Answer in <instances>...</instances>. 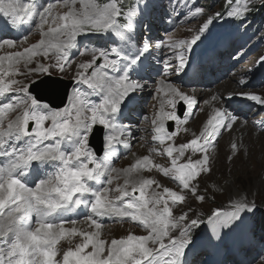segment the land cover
Wrapping results in <instances>:
<instances>
[{
	"label": "snow or ice",
	"instance_id": "snow-or-ice-1",
	"mask_svg": "<svg viewBox=\"0 0 264 264\" xmlns=\"http://www.w3.org/2000/svg\"><path fill=\"white\" fill-rule=\"evenodd\" d=\"M67 3V0H66ZM83 4V11L76 13L70 11L59 18H53L47 31L45 26L49 25V17L52 16V9L55 4L49 3L37 14L40 17L38 28L43 37L56 38L60 35L68 37L67 42L53 43L52 39H41L38 43L26 47L22 52L12 51L5 56H0V97L10 90H17L13 85L18 84L16 80L10 83L6 82L4 77L11 76L13 73L4 68L5 62L8 63L9 69L13 62L19 64L24 60L25 64L32 62L36 56L47 57L51 49L56 52L55 66L59 70L64 71L65 66L69 63L68 52L66 49L75 47V38L77 34L85 30L91 32H106L113 30L119 34L118 17L122 15L121 7L118 0H110L109 3L99 6L95 3ZM229 9L227 15L233 18H242L248 11V8L236 6L231 7L233 0H227ZM28 5L22 7L15 2L7 5H0V13L5 15L12 14L13 22L20 19L19 11H27ZM204 13V9L197 8L192 13L195 16ZM134 13L129 11V18ZM59 19V23L57 22ZM211 23V18L205 22L198 30L197 34L193 35L190 40H182L179 43H173V48H184L191 51L194 45L201 39V35L206 32ZM131 28V24L126 25ZM15 49L16 43L13 40H3L0 42V49ZM149 50V45L145 44L141 54ZM116 57L120 56V51L116 48L111 50ZM176 59L179 61L178 71H183L186 64V53L181 52ZM264 61V57L261 58ZM102 61L101 63H97ZM117 59H110L109 53L103 50H95L92 53V60L88 63L80 65L83 70L78 73L82 83L87 84L90 88L104 86V81L107 73L103 69L113 68L117 65ZM134 59L132 63H135ZM89 69H93L89 79L85 73ZM32 72L46 73L49 71V66L39 64L36 68L31 69ZM246 85V81H241ZM143 86L137 81L129 79L127 73L119 76L115 80L109 79L107 82V94L103 102L95 105H85L83 100H80L77 95L79 105L73 104L70 108L60 110H52L50 106L41 105L29 93V89L25 85H19L18 91L25 97L24 103L27 109L23 112L22 117H18L14 122L7 124L4 131H0V156H9L11 160L6 168H0V218L3 222L0 223V236L8 237L12 233L14 239L8 243L7 247L0 246V264H181V257L184 256L185 248L190 243L191 227L186 223L188 220L187 213L173 218L172 208L169 207V200L175 204L184 202L185 196L177 191L164 188L163 192L167 199L163 196L155 199H148L145 195V189L155 183L153 180H145L139 189L133 188V191H139L140 195L135 201H130L126 209L121 210L114 206L113 202L108 199V188L102 191L92 190L82 182L83 177L93 179V173L101 169V165L96 163L95 169H89L87 163L80 162L74 167V161H81V157H86L90 162L95 163V154L88 147V135L93 131L94 126L99 124L110 129V134L107 137L109 146L116 140L115 135L118 126L109 119L107 114H115L119 111L121 102L129 95V93L141 89ZM168 90L173 94V99L167 101L173 109L177 107L178 98L188 108L196 104V100L182 93L179 89L168 85ZM163 90V89H161ZM167 95V93H165ZM246 98L255 101L260 105H264V97L253 93H242ZM16 107L13 103L4 105L0 112L14 110ZM85 111L90 112V117ZM73 112L75 117L73 118ZM189 116L177 115L176 111L165 112L163 107L160 110L159 128L160 133L156 139L163 142L165 138L171 139L176 133H168L164 131V121L171 120L176 122L177 127L187 122ZM51 121L52 126L45 128L46 121ZM35 122V128L29 131V122ZM236 121L235 116H230L226 111L216 109L211 118L207 120V124L199 137L193 138L189 143H185L174 149L172 146L166 148L167 156L172 157L171 168H161L160 165H155L165 176L174 175L175 179L180 182L182 187L190 190L196 195L199 200H204L203 195L197 194V187L192 182L196 180L201 173L210 171L208 147L211 141L208 139L213 135H219L220 130H231ZM3 126V121L0 120V127ZM83 129V135L80 136L78 144L74 147L71 155H65L60 151L61 141L57 140L56 145H48L40 147L45 141L57 136L63 137L68 133L76 134L77 130ZM121 135H124L121 132ZM31 136L32 139L24 149L11 147L9 151L5 145L9 138L14 137L16 141H20L24 137ZM125 143L126 141H120ZM233 151L237 150L235 143L231 144ZM186 150H191L195 153L201 152L202 158L193 161L189 156L187 162L178 163V158L173 156L174 151L178 152L179 157H183ZM62 161L63 167L58 172L53 173L48 179L41 180L35 187L27 186L19 178L23 175L22 170H27L32 161ZM145 162L150 163L148 158ZM115 171V169H113ZM111 183V181H109ZM127 183V181L125 182ZM122 193V196H129L130 193L121 188L117 189ZM92 192L95 197L91 203V212L98 216H108L116 214L118 216H130L133 221H140L143 226L148 229V235L138 236L129 234L123 239H113L110 244L99 238L101 223L89 217L91 224L96 231L78 232L75 227L66 229L64 223H54L51 217L55 213L62 210L70 209V206L79 207L82 203L87 204L77 194ZM55 193V196H53ZM74 197H77L74 199ZM163 203L162 209H157L155 205ZM153 204V207H149ZM234 211L229 213H221L216 211L213 216L209 217V223L218 225H227L239 219V213L245 210H251L254 205L250 202L236 203ZM133 210V211H128ZM146 210V211H144ZM37 216L36 227L30 228L22 225H31L32 214ZM72 221V224H75ZM200 223L197 219L190 221L191 226H196ZM179 229L176 236L171 235L173 229ZM69 235L81 236L82 242L74 249L69 248L63 252L62 259L57 260L58 252L55 248L57 242L64 237L65 233ZM167 238V243H165ZM7 243V239H6ZM149 244L154 247H150Z\"/></svg>",
	"mask_w": 264,
	"mask_h": 264
},
{
	"label": "rangeland",
	"instance_id": "rangeland-1",
	"mask_svg": "<svg viewBox=\"0 0 264 264\" xmlns=\"http://www.w3.org/2000/svg\"><path fill=\"white\" fill-rule=\"evenodd\" d=\"M84 2L95 3L99 6L104 5L100 4L98 0H84ZM109 2L110 0H108L106 3ZM203 2L202 4L204 9L210 10L208 7H211V3H208L206 0H203ZM181 4L182 0H145V3L143 5H138V3L136 2L129 10L132 11L134 14L130 18L128 16L126 23V25L131 24V28L126 27V25L121 26L119 24L121 26L119 28V34H117V32L113 30H109L106 32H91L85 30L84 32L77 34L75 39V47L66 49L68 52L69 63L65 66L64 71L59 70V68L55 66V49L52 51L50 50V54L47 57H34L32 62L29 64H25L24 60H21L19 64L13 62L10 69L8 63L5 62L4 68L6 70H10L13 73L11 76L4 77L5 81L10 83L12 80H16L18 82V84L13 85V88L17 89L15 91L17 92L16 99L18 100V104L16 105L14 110L7 111L0 115L3 121V126L0 127V131H4L7 128L8 123L14 122L18 117H22L23 112L27 109V105L23 102L25 97L22 93L18 91L19 85H25L28 88L32 87L33 85H37V87L42 89L43 92L50 93H53L55 88L58 89V87H56V84L55 87H53V85L50 84V81H46V76H51L54 78L59 77L67 81L71 80L74 82V92L72 94L74 102H70L69 98L65 109L70 108L74 103L79 105L77 95H79L80 100H83L85 102V105H95L102 103L106 94L101 93V95H91V90L89 89L90 87L88 86V88L86 84H83L78 76V73L83 71L80 68V65L90 62L92 60V53L93 51H95V49L91 48L90 50L84 52L86 50L85 42L88 40H99L100 43L96 46V48L98 50L108 52L109 58L114 59L115 54L112 53L111 50L115 48V42L117 44L116 49L118 50L120 46H125L124 43L126 42V40L132 37L133 34H135L136 27L138 28L137 36L141 35V41L139 43L136 42V45L140 47V45L144 46L145 44H148V51L150 52V50L155 48V51L153 52L157 55V57L153 59L154 64H156V70L150 75V79H148L147 82L143 84L145 88V93L143 95L140 94V96L138 97V99L142 98L144 100V102L142 101L143 107L140 110H137L145 116H153L154 118L160 116L161 107H163L165 112L172 111V106L168 104L167 101L169 99L174 98L173 94L169 90L162 87L165 84H171L174 88L179 89L177 86L178 81L175 80L176 75L179 74L176 66L177 53L171 54L167 52L165 47L166 38L168 46L174 52H179L183 48H173L171 47V45L173 43H179L180 41L185 40L184 38H186V40H190L193 35L197 34L198 30L202 27L205 22H207L209 18H211L209 28L206 32L201 35V39L197 42V44L193 46L194 50L196 48L202 49L206 44L211 42L213 36L222 33L220 30V28L222 27V22L211 17L209 12L205 13L200 17H195L194 15V18H196V20L193 23L182 25V22H184L183 18L185 16L181 17L177 15L179 12L185 13L184 9H181L180 7ZM58 7H61L63 15L70 11L80 13L84 10L81 0H69L67 1V3L66 1H62L61 5ZM148 8L155 9L157 15L155 16V19H153V12L149 15H146L148 18V22L146 21L147 25H149V22L153 23V20L159 22L161 25H174L178 21V30L174 34H170L168 37H166L168 33L163 32L164 30H158V36L150 37V35L155 32L151 29L146 30V24L142 26L140 17L138 15L140 14V12H144L145 14H147ZM50 20V22H52V18H50ZM263 33L264 31L261 32V34ZM62 36L63 35H60L58 36L59 38L51 39L52 41L54 40V42H62V38H60ZM49 38L50 37H43L38 27L34 28L27 37L21 40H13L17 44V50H8L7 48H4L3 50L0 49V56H5L12 51L22 52L24 48L31 47V45L38 43L41 39ZM262 38L264 41V36H262ZM67 39L68 37H66L64 42H67ZM110 42L114 43L113 45H111V47ZM87 44H89V42ZM103 45L104 48H101V46ZM76 47L78 48L77 50H75ZM139 47H136L135 44L132 42L129 47L125 46V50L127 51V53H129L130 51L136 50ZM262 57H264V51L262 53L257 51L253 54H249L247 49H243L242 47H236L235 53L232 57L233 61L231 62V65H236V69H238V71L235 69L234 73H231L230 71L234 69H231L230 71L225 70V72L221 73L222 75L226 76L224 79L222 78L221 80H219L220 78L218 77H208L206 81L212 80L214 82L216 79H218L221 83H223L228 76H232L233 80L231 82V86L234 85V87L232 86V88H234L233 90L237 92H233V94L228 95H226L224 91H221L222 95L218 93L217 95L220 96V101H223L224 103H226L227 96H240L242 93H253L264 97V72L262 70V65L264 61L261 60ZM163 58L166 60L165 62H163ZM39 64L49 66V71L46 72L49 73L48 75L45 73H34L31 71V69L36 68ZM108 69L115 71V69L113 68ZM89 70L87 73H85V75H87L89 79L93 80L91 76L93 69ZM104 70L106 69H103L102 71ZM242 80L246 81V85L241 83ZM42 82L43 85L40 84ZM202 82H205V79H203ZM215 87L216 86L209 87L204 84H197L189 89L179 90L182 93L194 98L202 90L215 91ZM228 88H226L225 90H227ZM74 89H78V93L75 92ZM80 89H82V91H80ZM195 90L200 91H196V93L194 94ZM165 93H167V95ZM94 98H96V101L94 100ZM175 99L177 100V102L180 101L178 98ZM154 102L156 103L154 104ZM196 103L199 104L196 105L197 107L194 108V113L191 119L186 122L187 124L185 123L179 126L178 135L174 140L173 144H171L174 149L179 148V146L182 144L189 143L193 138L199 137L200 135L198 134L202 133V130H204L206 126V119H209L212 116L209 114L206 108V101L203 102V110L207 112L208 118L205 114H203V110L201 109V98L199 99V101H196ZM63 110L64 109L60 111L63 112ZM255 113H258V115L261 116L260 118H258V120L262 123L257 125L259 126L258 128L247 127L243 124H240V122H244V120H241L240 116H236L235 124L238 123V129L245 130V128H248L247 133L250 134L247 135L246 138L244 137L242 140H238L235 143L237 145L236 151H233L230 145H226V136L231 132V130H225L222 135L220 134L216 141H214V143L208 147V167L210 168V171L201 173L200 176L192 182L197 187V194L204 196V200L202 201L197 199L196 195L192 194L190 190L184 189L180 183L173 182L171 178L174 175L170 174L168 176H165L164 173L160 171V169L155 167V165H160L161 168H171L172 157L165 156L167 155L166 150H163L161 153L157 151H150L149 147L146 146V143L141 141L145 133L143 131L141 132V129L143 128L142 122H138L137 127L139 128L138 132L140 131V134L135 136V138L133 139V145L135 147L134 150L131 149L127 156L122 158L114 166L115 171H113L112 175H110L108 180L106 179V188L109 189L108 199L111 200L115 206V192L118 191L117 189L123 188L129 191V193L131 194V192H133V188L139 189V187L143 184L145 180H153L155 181V183L147 187L149 189L148 198L155 199L161 196L164 197V188H169L170 190L177 191L178 193L184 195V202H178V206L175 207L171 206L173 218L179 217L187 213L188 220L186 221V223L190 225V221L192 219H197L200 221V223H198L196 226L200 225L202 221H205V218H207V216L213 215L216 211H224L222 209L227 208L233 209V206L236 203L232 202L240 198L243 199V202H250V205H264V141L261 140L262 137H264V105L256 106L254 109H252L248 114V118L246 119H256V116L254 115ZM84 114L90 117V112L85 111ZM74 117L75 112H73V118ZM51 125V121L49 120L45 122L44 127L50 128ZM97 125L102 126L99 124ZM102 127L104 128V137V135H106L107 128L104 126ZM148 127L150 130V126ZM83 131V129H80L77 130V133L73 135L72 133H68L63 137L45 140L40 145V147L54 145L56 144L57 140H63L65 143L67 142V144L70 145L65 146L62 152H64L65 155H71L74 151V147L79 142L80 136L83 135ZM91 133L88 135V140L90 138ZM98 133L99 132L97 131V134ZM209 138L210 140L213 139L212 137ZM30 139H32L31 136L26 137L27 142L26 144L21 143V148L26 147L28 140ZM129 145H131L132 147L131 142ZM7 146L8 142L5 147ZM89 148L94 153L93 149L91 147ZM202 155L203 154L201 152L199 154H194L191 152V150H186L183 157H179L178 152H176L174 157L178 158V163H183L188 160L189 156L193 161H195L196 159L202 158ZM145 158H148L150 163L145 162ZM99 160L100 157H97L96 155L95 163L90 162L86 157H81V161H74L72 166L74 167L76 164L83 162L88 164V166L90 167L89 169H95L96 163H98ZM138 160L144 161L145 166L137 168L135 163ZM95 173L96 172H94L93 175ZM86 180L90 179L88 177L82 178V182L84 184H87ZM109 181H111V183H109ZM126 181L127 183H125ZM53 196H55L54 193ZM132 200L135 201L136 199ZM151 207L153 206H150V208ZM155 207L157 209L163 208L161 204L155 205ZM252 211L253 209L246 210V212L248 213L247 215L251 214ZM1 219L2 218H0V220ZM72 221H75L76 223L80 222L78 220H69L60 223H64V225H67L72 224ZM84 223H87V225H85L83 229H81V232H89L88 229L96 231L95 227L92 226L91 223H89L88 221ZM101 225L102 227L99 230L101 235L99 236V238H102V240H105L109 244L111 240L123 239L126 238V236L129 234H135L138 236L148 235V229H146L145 227L137 228L128 222H124L122 224H115V216L106 219V222L101 223ZM122 225L124 226V229L120 230L118 226ZM72 227L73 226H69L68 228H65L71 229ZM176 230L178 231L179 229L177 228ZM177 231L173 232V236L177 235ZM232 236L239 239L240 245L236 251H229L223 257V264H264V249L261 252L257 249L256 245L251 244L249 242L245 247L246 251L243 253L242 241L245 240V235L237 234ZM259 238H261V234L257 235L255 239L258 240ZM82 239L83 238L79 235H69L66 232L64 237L61 238L55 245V248L58 252L56 259H62L63 252L67 251L69 248L74 249L77 245L82 242ZM166 242L167 238H165V243ZM149 246L154 247L151 244H149ZM229 254L231 255L230 257L228 256ZM202 262L207 263L208 261H205L203 257Z\"/></svg>",
	"mask_w": 264,
	"mask_h": 264
},
{
	"label": "bare ground",
	"instance_id": "bare-ground-1",
	"mask_svg": "<svg viewBox=\"0 0 264 264\" xmlns=\"http://www.w3.org/2000/svg\"><path fill=\"white\" fill-rule=\"evenodd\" d=\"M12 2H15V3H18L21 7L23 6V5H25V4H27L28 5V10L27 11H29V10H34L35 11V17H37L38 16V12H41L42 10H43V8L44 7H46V5L49 3V0H0V5H7L8 3H12ZM88 3V2H87ZM61 5V3L60 4H58V6H60ZM56 8V7H55ZM54 8V9H55ZM53 9V10H54ZM57 9H61V7H57ZM59 11V10H58ZM57 11V12H58ZM23 11H19V13H18V15L20 16L21 15V13H22ZM34 17V18H35ZM5 18H10L12 21L14 20V17H13V15L12 14H8V15H5L4 13H0V24L4 21V19ZM50 18H52V16L51 17H49V20H50ZM38 20H40V17L38 18ZM49 26H53V25H51V22L49 21V25H46L45 26V31H47V28L49 27ZM151 36H154V34H152ZM8 37H12V36H9V35H5L4 37H2L1 39H0V42L1 41H3V40H7L8 39ZM155 37V36H154ZM13 38V37H12ZM45 38H48V37H45ZM52 37H50L49 39H51ZM56 38H59V37H56ZM61 38V37H60ZM138 41V43L140 42V36L138 37V39H137ZM58 41V40H57ZM52 42H54V40L52 41ZM60 42V41H59ZM59 42H54V43H59ZM64 42V41H63ZM17 45V44H16ZM16 50H17V46H16V48H15ZM155 49V48H154ZM3 50V49H2ZM9 50V49H8ZM12 50V49H11ZM52 50H54V49H51V51ZM219 57H216V59H218ZM144 63H142V64H140L139 65V67H144ZM231 65H230V62L229 63H227L226 64V67L227 68H229ZM129 71H130V67H129V59L128 58H126V59H124V60H122V71H121V75H123L124 73H127V75H129L130 73H129ZM135 72V71H134ZM107 73V72H106ZM45 74H49V73H45ZM188 74H190L191 76H190V79L192 78V77H197V76H199V70L197 69V68H195V69H193V70H191L190 72H188ZM114 78L115 77H106V79H105V81H104V86H103V88H101V87H97V88H99L101 91H104V92H106L107 93V82H108V80L109 79H111V80H114ZM131 79H133V81H137V82H139L140 84H142V86H143V84L145 83L144 81H145V78L143 77V76H140L139 74L137 75V76H134V77H131ZM232 78H230V79H228V80H226V82H223V83H221V84H217V85H215L216 87H215V91H211V90H209V91H206V90H202L201 92H199L195 97H194V99L196 100V101H199V99L201 98V101H202V104H201V109L203 110V102L204 101H206V103H207V106H206V108H207V110H208V112H209V114L210 115H213V113L215 112V110L216 109H220V110H222V111H226L230 116H235V110H233V109H231L230 107H228V97H230V96H227V98H226V103H224L223 101L221 102L220 101V96H218L217 94L219 93V94H221L222 92L221 91H224V93L226 94V95H228V94H233V92H237V91H235V90H233L234 88H232V86L234 87V85H232L231 86V82H232ZM93 82H95V80H94V78H93ZM237 83V82H236ZM168 85H171V84H165L162 88H165V89H167L168 90ZM172 86V85H171ZM212 87V86H211ZM229 87V88H228ZM237 87H238V84H237ZM226 88H228L227 90H225ZM236 88V87H235ZM239 89V88H238ZM80 91H82V89H80ZM136 91V94L137 95H143L144 93H145V88H144V86L141 88V89H139V90H135ZM196 91H200V90H195L194 91V94L196 93ZM205 91V92H204ZM73 92L74 91H72V93H71V95H70V102H74V98H72V94H73ZM75 92H76V90H75ZM92 92L94 93V95H96L97 94V92L94 90H92ZM129 95H130V93H129ZM128 95V96H129ZM222 95V94H221ZM127 96V97H128ZM126 97V98H127ZM125 98V99H126ZM202 98H203V100H202ZM125 99L121 102V103H123L124 101H125ZM156 102H154V104H155ZM199 104V103H198ZM198 104H196V105H198ZM233 104H234V107L235 108H237V107H241V108H243V110H248L253 104L252 103H249L248 101H245V100H240V101H234L233 102ZM142 105V103H136V105H135V107H134V109H133V111L135 112V108L137 107V106H141ZM197 107V106H196ZM203 114H205L206 115V117L208 118V114H207V112H205L204 110H203ZM111 115V113H109V114H107V116L109 117ZM236 117V116H235ZM132 119H134L133 117H131ZM109 119H112L113 120V122L118 126V124L116 123V121L113 119V118H109ZM137 120H139V118H137ZM207 120L208 119H206V122H205V124H207ZM130 121V120H129ZM133 121H131V123H132ZM130 123V122H129ZM187 124V123H186ZM204 124V125H205ZM238 123H234L233 124V126H232V129H231V132L226 136V138H227V140H226V145L227 146H231V144H233V143H236L238 140H242L244 137L246 138V136L247 135H250V134H248L247 133V130H248V128H245V130H242V129H238V126L239 125H237ZM240 124H243V125H245V124H247V123H245V122H240ZM127 126H130L131 127V129H133V130H131V131H133V133H132V135H129V132H125L124 133V129L122 130L119 126H118V129H117V131H116V133H115V135L116 134H118V133H120V132H123L124 133V135H121L122 136V138L124 139V138H127L130 142H134L133 141V139L135 138V136L136 135H139L140 133L139 132H137L138 130H139V128L137 127V124H135V123H133V124H131V125H127ZM204 127V126H203ZM202 127V128H203ZM143 131L145 132V134L146 135H150V130H149V127L148 126H146V127H144L143 128ZM203 131V130H202ZM225 130H223L222 131V133L224 132ZM228 131H230V130H228ZM137 132V133H136ZM222 133H221V135H222ZM110 134V129L109 128H107V131H106V135H105V138H104V141H105V152H104V154H103V156L101 157V159L99 160V164L101 165V169L100 170H98L97 171V173L93 176L94 178L93 179H91V180H88L87 181V186L91 189V188H93V187H95V188H98V185H97V182H102V180L103 179H105V178H108L109 177V175H112V173H113V169H114V167L112 168L111 166H110V162H111V160H113L114 159V156L115 155H110L109 154V152H108V148H109V144L107 143V137H108V135ZM201 133H199L198 135H200ZM248 139V138H247ZM262 141H264V137H262V139H261ZM21 143H25V141H24V139H21L20 141H16L15 140V138L14 137H12L10 140H9V142H8V146L6 147L9 151L11 150V147H16L18 150L19 149H24V148H21V146H20V144ZM56 145V144H55ZM54 145V146H55ZM115 145H116V141L115 140H113V142L111 143V145H110V147L111 148H115ZM53 146V147H54ZM60 146H63V142H62V140H61V143H60ZM134 145H133V150H134ZM136 149H137V147H136ZM10 160H11V157H9V156H0V168H2L1 166H2V162H6L7 163V165L9 164V162H10ZM140 161L141 160H138L136 163H135V165L136 166H138L139 164H140ZM45 163H47V164H50V166H49V168H47V167H44V168H42V169H39V170H35V168H34V171H33V169L31 170V176H30V178L29 179H26L25 181H22V182H24L27 186H29V183H31V182H33V180H34V178H36V180H35V183L32 185V186H29V187H35L36 186V184H37V180L38 181H41V180H44V179H47V176H50L51 174H53L54 172H53V169L55 168V166H56V164L58 163V160H56V161H51V160H49V161H44ZM37 163V162H36ZM34 164L35 163H32L31 165H30V168H32L33 166H34ZM30 168H28V170H30ZM59 171V170H58ZM57 171V172H58ZM44 175H46L45 177H44ZM106 184L107 183H104V184H102V186L99 188L100 190H103L104 188H106ZM55 194V193H54ZM91 197V196H93L92 195V192H88V193H85L84 195H83V197ZM80 198L83 200V198L80 196ZM243 199L242 198H240V199H237V200H235V201H233L232 203H240V202H243L242 201ZM55 214H59V215H61V217H62V219L63 220H72V219H79L78 221H80L79 223H75V224H67V225H64V227H69V226H73V227H75L76 229H77V231L78 232H81V229H83V227L85 226V225H87V223H84V222H86V221H88L89 223H91V221H89V217H91L92 219H95V220H98L99 222H101V221H103L105 218H107V217H109V216H113V215H116V214H112V215H108V216H103V217H101V216H98V215H96V214H94V213H92L91 212V208H89L88 210H86V212L84 213V214H81V215H79L78 216V214L77 213H75V214H69V213H67V212H58V213H55ZM80 217V218H79ZM84 217V218H83ZM82 218V219H81ZM3 222V218L0 220V223H2ZM59 222H63V221H58V222H55V223H59ZM81 222H83V223H81ZM79 225H81V226H79ZM89 225V224H88ZM93 226V225H92ZM119 228H120V230L121 229H124V226L122 225V226H118ZM66 228V229H67ZM88 231L89 232H92L93 230H89L88 229ZM101 235V234H100ZM69 237V236H68ZM6 239H7V243H6ZM12 239H14V237H13V235H12V233H9V235H8V237L7 238H5V237H3V236H0V246H4V247H7L8 246V243H10L11 242V240ZM102 239V238H101ZM66 240V239H65Z\"/></svg>",
	"mask_w": 264,
	"mask_h": 264
},
{
	"label": "water",
	"instance_id": "water-1",
	"mask_svg": "<svg viewBox=\"0 0 264 264\" xmlns=\"http://www.w3.org/2000/svg\"><path fill=\"white\" fill-rule=\"evenodd\" d=\"M46 81H50V84L53 85V87H55L56 84V87H58V89L55 88L53 93L43 92L42 89L37 87V85H34L31 88V93H33L41 102H47L56 109L63 108L67 103V99L72 87V82L65 81L60 78L50 77H46ZM40 84L43 85V82ZM100 136V133L95 134L93 138L96 139L90 141V146L94 147L99 155L102 153L103 148V141L100 139Z\"/></svg>",
	"mask_w": 264,
	"mask_h": 264
},
{
	"label": "trees",
	"instance_id": "trees-1",
	"mask_svg": "<svg viewBox=\"0 0 264 264\" xmlns=\"http://www.w3.org/2000/svg\"><path fill=\"white\" fill-rule=\"evenodd\" d=\"M208 3H212L213 0H206ZM261 206H264V205H261Z\"/></svg>",
	"mask_w": 264,
	"mask_h": 264
}]
</instances>
